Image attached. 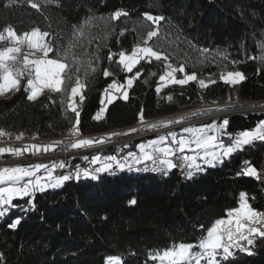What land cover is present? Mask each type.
<instances>
[{"label": "trees", "instance_id": "obj_1", "mask_svg": "<svg viewBox=\"0 0 264 264\" xmlns=\"http://www.w3.org/2000/svg\"><path fill=\"white\" fill-rule=\"evenodd\" d=\"M59 2V7L42 4L37 11L28 0H0V30L10 25L19 34L38 27L53 34V43L59 47L67 45L73 26L85 25L92 18L84 28L83 43L89 53L100 59L95 74L87 78L83 93L86 98L77 109L80 133L97 135L91 139L129 132L140 123L141 111L148 121L198 106L264 100V61L260 59L264 0ZM117 10L127 16L111 20ZM145 14L164 17L159 22L158 36L149 41L154 50L168 54L174 66L186 64L185 72H195L198 80L209 78L216 83H208L203 89L196 82L168 85L157 92L161 85L159 76L165 71L163 60L141 61L132 73L124 70L118 63V53H131L147 37L150 27H157L145 19ZM205 48L208 60L198 51ZM84 50L77 48L76 52ZM109 55L111 61L107 59ZM225 66L227 70L242 72L245 80L235 87L224 84L219 76ZM105 70L111 75L105 77ZM137 71L140 75L135 78L128 100L118 98L107 107L103 119L95 120L108 85L125 84ZM176 75L182 78L184 74ZM27 94L21 89L0 96V130L22 132L28 137H50L70 131L76 118L61 102L64 97L46 91L33 102ZM168 96L175 97L174 101H169ZM224 119L229 121L227 132L235 136L254 129L264 121V113L232 114L218 119V125ZM131 136L132 133L113 136L107 142ZM147 139L128 143L130 152L136 151L133 145ZM118 148L105 149L102 155H115ZM59 151L58 148L53 153ZM92 159L89 154L75 156L69 162V170L89 169ZM245 162L264 177V142L245 146L191 180L185 179L180 168L167 175L115 170L99 173L95 178L81 175L60 188L14 199L0 217V264H106L110 256L122 257L123 264H158L148 259L150 252L168 248L174 242H198L217 218H226L229 210L239 206L241 193L247 195L255 209L264 212V179L240 175ZM132 199L135 204H130ZM245 246L252 255L236 251L235 259L222 264H264V239L257 238L254 245Z\"/></svg>", "mask_w": 264, "mask_h": 264}, {"label": "snow or ice", "instance_id": "obj_2", "mask_svg": "<svg viewBox=\"0 0 264 264\" xmlns=\"http://www.w3.org/2000/svg\"><path fill=\"white\" fill-rule=\"evenodd\" d=\"M30 7L40 11L42 4H55L60 6L59 0H28ZM121 16H127L123 10H117L110 17L111 20H117ZM145 19L151 21L157 27H150L147 32V38L133 47L130 54L125 51L118 53V63L128 73L142 61L151 63L153 58L156 61H164V69L159 80L163 82L156 91L160 92L162 87L168 85L184 86L189 82H196L200 88L208 87L204 79H199L195 72L188 74L185 72L186 64L178 63L174 66L169 63L170 56L159 50H154L149 41L158 36L159 22L164 19L163 16L145 14ZM92 18H88L85 25L79 27L73 26V34L67 45L57 46L51 38L53 34L48 31L33 28L30 31L17 33L12 26H6L0 30V42L7 41V47L0 49V96L8 92H17L23 89L27 92L29 101H36L45 90L59 93L64 99L61 101L66 104V110L75 113V123L70 129L71 134L79 137L80 112L78 103L82 104L85 100L83 94L87 90V78L97 71L96 65L100 57L95 53H89L83 43L84 28L91 23ZM122 34V33H121ZM91 44V39L88 40ZM195 47V46H193ZM85 49L77 54L76 49ZM260 59L264 61V42L260 44ZM204 60H208V49H198ZM219 54V53H217ZM255 58V57H253ZM112 60V55L107 57ZM227 59V57H225ZM203 63V61H201ZM183 73L182 78H177L176 73ZM105 77L111 75L107 70L103 72ZM140 75L139 71L133 78H128L126 84L113 82L105 89L106 103L113 102V92L120 94L119 98L125 101L129 98L128 89L133 87L134 79ZM156 75V73H151ZM245 75L238 70H227L225 66L220 73L219 79L224 84L235 87L245 80ZM147 82V81H145ZM210 83H216V80L210 79ZM78 97V103H77ZM167 99L171 101L172 96ZM102 104L105 101H101ZM105 107H101L99 112L93 117L99 121L103 119ZM195 115V114H194ZM186 118L179 120L161 121L158 123L147 124L143 111L139 114V122L144 127L141 129L132 128L125 133H112L106 139H77L71 143L72 149L90 148L98 144H104L111 141L113 136L129 135L142 130H157L167 128L172 124L184 123ZM229 125L228 119H224L222 124L206 125L204 127H185L183 132L187 135H177L176 132H169L166 136L161 135L158 139L152 140L147 144L138 145L139 154L131 152L122 159L116 155H110L107 158L96 156L92 159L93 165L99 164L94 169L95 173L123 171L125 168L131 170L134 165L150 162L151 170L164 175L169 174L173 169L180 168L185 179L191 180L197 174L206 171L208 167H215L222 163L223 159L232 154L242 151L245 146L252 145L255 141L264 142V121H261L254 129L241 131L235 136L227 132ZM212 133V134H210ZM10 135L4 130H0V137ZM23 134L16 138L21 139ZM222 136H228L227 145ZM61 142L57 141L52 145H25L24 148H0V154L8 152L14 156H21L24 152H30L37 155L41 152L47 153L55 151L56 146ZM191 153V154H186ZM175 158V159H173ZM55 164L49 166L43 163L29 165L27 167H4L0 168V216L5 215V206H11L15 198L31 196L35 191H44L47 186H59L71 177L64 175L59 178L53 177L52 170ZM59 167L63 168L61 163ZM47 172L44 177L45 183H41V177L36 174L40 170ZM240 175L264 179L257 170L245 162V167ZM81 175L88 177L95 175L88 169H79L75 171V178L78 180ZM27 178V179H25ZM254 199V197H252ZM132 199L130 204H135ZM19 220L16 221V224ZM13 224L12 227H15ZM203 229V226H200ZM257 238L264 239V212L255 209L249 202L245 193L239 197V206L226 213V218H217L214 223L206 229V235L202 234L198 242H174L172 246L163 250L150 252L148 259L158 262V264H222L229 258L235 259L236 251L252 255V251L245 245L252 246ZM106 264H123V258L120 256H110Z\"/></svg>", "mask_w": 264, "mask_h": 264}, {"label": "rangeland", "instance_id": "obj_3", "mask_svg": "<svg viewBox=\"0 0 264 264\" xmlns=\"http://www.w3.org/2000/svg\"><path fill=\"white\" fill-rule=\"evenodd\" d=\"M147 38V37H146ZM145 38V39H146ZM130 54V53H126ZM153 60H155L153 58ZM144 61V60H142ZM171 63L170 61H168ZM134 70V69H133ZM128 78H133V77H128ZM127 78V79H128ZM126 79V82H127ZM206 83H210V79H204ZM135 81V79H134ZM125 82V84H126ZM163 82H161L162 84ZM171 85V84H170ZM160 87V86H159ZM163 88V87H162ZM129 91V89H128ZM116 95L120 97V94L118 92H113ZM175 97L171 100L173 102ZM254 112H263L264 113V101H251V102H235V101H226L224 103L220 104H212V105H206V106H198L195 108H192L191 110H181L172 113L171 115H162L157 118V121L153 123H158L161 121H169V120H179L181 118H186L184 123H176L172 124L167 128H159L157 130H142L136 133H132V136L121 140L117 142H105L104 144H98L95 146H101V145H110V144H116L119 146L116 156H125L128 152L131 151V146L129 144H126L125 142H133V141H138L141 139H144L148 137L147 140L142 141L140 144H147L148 142L158 139L161 135H167L169 132H176L177 135H187L183 132V129L185 127H204L206 125H218L217 120L220 118L227 117L232 114H238V113H254ZM195 114V115H194ZM156 119V118H155ZM153 123H148V124H153ZM144 126L139 124V126H135L134 128L141 129ZM155 133H158L157 135H154ZM212 134V133H210ZM158 137V138H156ZM91 139V138H89ZM103 139V138H102ZM96 140V139H95ZM100 140V139H99ZM126 144V145H125ZM138 144V145H140ZM122 145V146H121ZM138 145H133L132 147H135V150H137ZM93 146V147H95ZM82 149H87V148H82ZM135 151V152H136ZM131 153V152H130ZM50 153L48 152L47 155ZM129 154V153H128ZM139 154V152L137 153ZM191 154V153H187ZM42 156H46V154H40ZM37 156V155H36ZM109 155H103V157H107ZM52 162V165H56V170L59 168V163L55 161H48V163ZM47 163V162H45ZM6 207V206H5Z\"/></svg>", "mask_w": 264, "mask_h": 264}, {"label": "built area", "instance_id": "obj_4", "mask_svg": "<svg viewBox=\"0 0 264 264\" xmlns=\"http://www.w3.org/2000/svg\"><path fill=\"white\" fill-rule=\"evenodd\" d=\"M157 118L152 119V120H148V121H146V123L147 124L153 123V122L157 121ZM139 124H137L135 126L137 127V126H139ZM8 134H10V135H5L3 137H0V148H17V147H21V146H25V145L30 146V145H36V144L52 145V144H55V142L59 141L61 143L56 146V149L59 148L60 151L58 153L51 152L49 155H46V156L38 158V159L37 158L36 159L35 158L13 159V158L6 157L4 154H0V168L8 167L11 165H18V164H29V163H34V162H38V161H45V162L55 161V162H58L59 165L61 163L64 164L63 168H61V167L57 168L56 176L59 178V177H62L64 175H69L71 178L68 181L75 180V172L69 170V162H70L71 158H73L75 156L85 155V154H89L93 157L100 156L101 158H107L108 156L103 157V155H102L103 150L114 147V146H118L116 144H110V145H106V146L101 145V146L90 147L87 149H72L70 147V145H71V143L75 142L77 139H89V138L95 137L97 135H95V134H92V135L89 134L88 135V134H81L80 133V136L77 137V136L71 134L70 131L67 133H61V134H58L55 136H50V137H33V136L28 137L22 132H9ZM20 134H23V136L21 139L18 140L16 137L19 136ZM157 134L158 133H155L154 135H157ZM125 143L128 144L130 142L128 141ZM123 157H125V156H117L118 159H122ZM146 163H147V170H146V164L141 163L138 165H134L131 170L125 168L123 171L140 172V173H144V174L149 173L152 175H164L162 173L152 171L151 170V168H152L151 163L150 162H146ZM97 167H99V164L92 165L88 170L90 171V173L97 176L99 173L94 172V169ZM90 176H92V175H90Z\"/></svg>", "mask_w": 264, "mask_h": 264}, {"label": "crops", "instance_id": "obj_5", "mask_svg": "<svg viewBox=\"0 0 264 264\" xmlns=\"http://www.w3.org/2000/svg\"><path fill=\"white\" fill-rule=\"evenodd\" d=\"M7 46H9L8 45V43H7V41H4V42H0V49H3V48H5V47H7ZM134 84V83H133ZM47 90H45L44 92H46ZM129 91H130V89H129ZM129 91H128V93H129ZM13 92H8V93H6V94H4L3 96H9L10 94H12ZM55 93V92H54ZM112 96H113V102L115 101V100H117L118 98H119V96L118 95H116L115 93H112ZM103 101H105V103L104 104H102V107H105V112H106V110H107V107L110 105V104H107L106 103V101H107V98L105 97V95H104V99H103ZM112 102V103H113ZM77 103H78V97H77ZM81 104H79L78 103V107L80 106ZM105 112H104V115H105ZM239 133V132H238ZM238 133H236V134H238ZM235 134V135H236ZM222 139H223V137H222ZM223 141H224V143L227 145V143H228V136H227V139H223ZM36 145H48V144H36ZM17 148H24V146H21V147H17ZM137 150H138V147H137ZM51 152H53V151H49V153H51ZM138 152H139V150H138ZM6 157H8V158H13V159H21V158H41V157H44V156H42V155H40V154H43V152H41V153H39V154H37V156L36 155H32V154H30V152H24L21 156H19V157H17V156H14V155H12V154H10V153H8V152H5V153H3ZM44 154H48V152L47 153H44ZM94 158V157H93ZM225 159V158H224ZM223 159V160H224ZM37 163H43V164H47V165H49V166H51L52 165V162H50V163H45V161H38V162H34V163H29V164H18V165H11V166H8V167H17V166H21V167H27V166H29V165H33V164H37ZM52 172H53V177L54 178H58L57 176H56V168H54L53 170H52ZM100 173H105V172H100ZM38 177H41L42 179H41V183H45V180L43 179L44 177H47V172L46 171H44L43 169L42 170H40L37 174H36ZM25 179H27V178H25ZM64 184V182L62 183V184H60L59 186H47L46 188H45V190H47V189H51V188H60L62 185ZM37 191H39V190H37ZM37 191H35V192H37ZM34 192V193H35ZM33 193V194H34ZM32 194V195H33ZM31 195V196H32ZM26 197H29V196H26ZM26 197H23V198H26ZM15 199H22V198H15ZM14 200V199H13ZM1 217V216H0Z\"/></svg>", "mask_w": 264, "mask_h": 264}]
</instances>
